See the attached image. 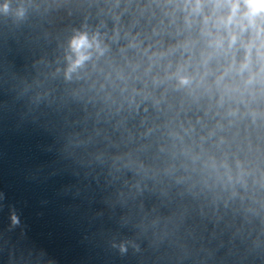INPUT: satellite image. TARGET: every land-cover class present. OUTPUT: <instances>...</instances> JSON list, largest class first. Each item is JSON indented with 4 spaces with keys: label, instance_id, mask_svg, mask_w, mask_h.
<instances>
[{
    "label": "clouds",
    "instance_id": "obj_1",
    "mask_svg": "<svg viewBox=\"0 0 264 264\" xmlns=\"http://www.w3.org/2000/svg\"><path fill=\"white\" fill-rule=\"evenodd\" d=\"M229 12L226 17L222 19V23L226 28H229L233 25L235 18L240 10L241 0H229ZM244 7L246 11L243 13V17L247 19L248 23L251 25L254 23L257 17L264 18V0H243ZM2 10L4 12L8 11V5L4 4ZM22 15V12L20 13ZM243 30V26H241ZM236 35H230L229 43L235 44ZM91 44L89 43L88 37L84 34L75 37L71 41V48L76 53L77 58L73 61L68 69V72L71 73L75 70L76 67L81 65L86 59L87 55L84 54L85 49L90 48ZM182 83H187V80H182Z\"/></svg>",
    "mask_w": 264,
    "mask_h": 264
}]
</instances>
